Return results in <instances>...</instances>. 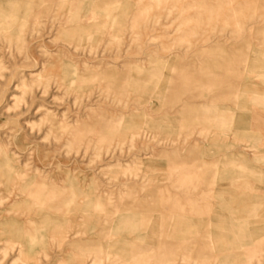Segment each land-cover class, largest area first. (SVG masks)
I'll return each mask as SVG.
<instances>
[{
    "label": "rangeland",
    "instance_id": "obj_1",
    "mask_svg": "<svg viewBox=\"0 0 264 264\" xmlns=\"http://www.w3.org/2000/svg\"><path fill=\"white\" fill-rule=\"evenodd\" d=\"M0 264H264V0H0Z\"/></svg>",
    "mask_w": 264,
    "mask_h": 264
}]
</instances>
